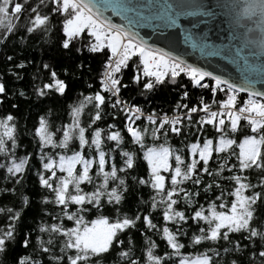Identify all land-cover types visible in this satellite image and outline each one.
Masks as SVG:
<instances>
[{"label": "snow or ice", "instance_id": "1", "mask_svg": "<svg viewBox=\"0 0 264 264\" xmlns=\"http://www.w3.org/2000/svg\"><path fill=\"white\" fill-rule=\"evenodd\" d=\"M22 17L25 23H16ZM54 17L60 18L64 49L80 40L91 53L106 50L107 59L98 88L93 91L89 84V94L68 106L67 122L62 119L59 126H54L48 116H40L33 124V140L39 149L36 176L40 188L49 194L42 203L55 209L51 210L53 223L39 227V232L50 239L42 241L38 237L36 255L19 256L14 264H106L114 253L116 264H219L218 248L225 254L233 250V245L239 250L232 239L234 234L259 247L260 264H264V210L257 221V205H264V91L256 88L258 83L264 84V0H0V43L21 27L22 37L47 34ZM111 17H119L121 23L113 22ZM220 17L225 18L232 43L217 48L209 41L207 29ZM145 28L152 29L166 46L157 47L146 40L139 31ZM181 42L201 55H219L237 64L239 82L166 50ZM12 59L7 57L8 61ZM130 62L136 72L132 83L139 86L143 81L144 93L165 83L166 78L176 83L183 76L193 87L209 89L213 97L219 93L225 98L206 103L201 97L189 107L184 103L188 98L185 91L172 115H145L141 107L121 99L122 89L128 85L120 74ZM43 68L49 69V65ZM66 89L57 73L49 71L47 82L34 86L33 91L37 98L64 97ZM6 93V86L0 82V96ZM240 93H246V98L240 100ZM214 104L217 110H212ZM89 108L85 125L81 117ZM106 112L113 123H106ZM117 114L121 117L120 130ZM15 119L12 114L0 117V169L4 170V180L13 184L12 189L6 187L4 191L22 185L37 155H17ZM240 121L246 122V131L237 145V154L230 151L236 143L230 137L241 131ZM97 122L106 123V127ZM208 126L213 129L210 134ZM193 131L197 133L192 137L195 142L187 143L186 151L174 149L167 142L169 136L188 137ZM124 132L132 144L139 146L147 165L146 177L131 176L134 184L151 192L149 200L142 201L148 206L146 213L138 210L128 214L122 210L129 191L127 178L137 168L135 152L123 150ZM149 134L154 146L146 148ZM161 135L163 142L156 143ZM116 153L119 163L114 160ZM254 172L261 177L257 184L249 179ZM82 185L91 186V190L86 191ZM201 195L207 198V208L197 207L196 198ZM226 197L231 198L230 205ZM21 203L26 205L28 198L21 196ZM181 204L186 207L180 209ZM5 211L7 224L0 227V256L8 251L9 244L18 243L17 227L23 209H0V213ZM86 215L95 218L88 220ZM189 220L196 225L195 230ZM138 222L144 232L161 237L165 243L163 255L157 253L158 245L149 237L141 257L134 258L133 241L129 239L125 245L120 237L132 229L139 230ZM189 231L192 235L187 247L207 245V251L195 256L182 253L186 245L180 237ZM30 236L25 235L23 247H28ZM57 247L58 255L54 251ZM38 255H47L48 260L42 261Z\"/></svg>", "mask_w": 264, "mask_h": 264}, {"label": "trees", "instance_id": "2", "mask_svg": "<svg viewBox=\"0 0 264 264\" xmlns=\"http://www.w3.org/2000/svg\"><path fill=\"white\" fill-rule=\"evenodd\" d=\"M33 2L35 3V0H33ZM59 20V17H54L51 20L52 30L47 34L37 32L31 36L22 37L21 33L23 29L21 27L18 28L16 33L10 36L5 43H0V82L4 83L7 89V93L0 96V117L12 114L16 118V135L19 144L17 150L18 156L33 152L37 153L36 157L33 158L32 167L27 173V178L23 180L22 185H16L14 191H4L6 187L12 189L13 184L10 181L4 180V170L0 169V209L6 207L23 209L22 219L17 227L18 243L14 245L9 244L8 251L0 256V260H3L4 264H14V260L19 256L28 255L30 253L36 255L35 250L38 245V237L42 241L50 239L47 234L39 232V227L42 224L53 223L51 220V210L55 209V206L42 203L43 198L49 194L44 189L40 188L36 176L39 149L33 140L31 131L33 124L40 116H48L54 126H59L62 119L67 122L68 106L76 102L82 95L89 94V84L93 85V91L98 88L100 73L107 59L106 50L100 53H91L86 47H82L80 40H76L68 49H64L61 46L62 32L60 31ZM16 23L23 25L25 20L22 17L21 20ZM0 39H3V37L0 36ZM77 48H81V50L77 51ZM8 56L13 57L12 61L7 60ZM17 64H23L24 67L17 68L15 66ZM44 64H48L49 69H44ZM49 71H55L58 78L66 83L67 89L64 97L51 95L47 98H37L34 94V86H39L42 81L47 82ZM120 75L122 82L128 85L127 89H122V100L141 107L144 113L147 114H171L177 100L180 99L182 93L185 91L188 93V98L184 103H187L189 107L193 104H197L201 97H203L206 103H212L213 99L219 101L225 98L223 94L219 93L213 97L209 89L193 87L191 82L183 76L178 77L176 83L168 82V78H166L165 83L157 86L151 92L144 93L142 92L143 81H141L139 86L132 83V77L136 75V72L131 62L127 68L122 70ZM181 85H183V87H181ZM21 92L24 93L23 96L20 95ZM13 104L16 105L15 108H13ZM90 111L91 109L89 108L82 114L81 119L85 125L89 121ZM112 111L116 113L115 109ZM117 116V130H120V128H122V124L120 123L121 117L119 114H117ZM105 121L106 123H113L111 116L108 115L107 112L105 113ZM97 123L101 127H106V123ZM245 123V121H240L241 131L230 137L236 141L230 151H235L237 154L239 152L237 145L243 139L242 133L246 131V129L243 128ZM139 124L140 122L138 121L137 125ZM212 131L213 129L211 126H208L209 134L212 133ZM123 135L125 136V143L122 146L123 150L135 152L137 156V168L134 171H130L127 178L129 191L125 196L122 210L128 214H133L138 210L142 213H146L148 206L142 203V201H148L151 192L143 186L134 184L131 180V176L141 175L146 177L147 165L143 160V153L139 146L131 143L130 137L127 136L126 132H124ZM195 135H197V133L193 131L188 134V137L169 136L167 142L174 149L186 151L185 145L195 142L192 139ZM208 138H212V136L209 135ZM163 140L164 137L161 135L160 140L156 143H162ZM150 146H154V142L149 134L145 139V147L147 148ZM114 160L117 163L120 162L118 153L114 154ZM0 162H2V158H0ZM210 165H212L213 168L215 167L212 161H210ZM165 175L167 176V174ZM224 175H227V172H225ZM260 178V175L255 172L249 176L253 184H257ZM205 179L210 178L205 177ZM82 187H84L86 191L91 190V186L82 185ZM188 187L191 188V185H188ZM225 190H228L226 184ZM216 194H219L218 190ZM21 196L28 198V203L26 205H22ZM196 199L198 201L197 207L203 205L207 208V198L205 196L201 195ZM225 199L230 205L231 198L226 197ZM216 203L218 204L219 202ZM179 207L180 209H184L186 206L181 204ZM224 210L226 211L227 209ZM262 210H264V205L258 203L257 221H259ZM55 211L58 213V209ZM104 214L109 215L107 212ZM112 215H114V213H112ZM156 215L157 214L154 213L153 217L155 218ZM85 218L91 220L95 218V216L86 215ZM6 224L7 212L5 211L4 213H0V227H5ZM188 224L195 230L196 225L192 224L191 220H189ZM68 226H71L70 222H68ZM160 226H163L162 218L160 219ZM137 228L139 230L132 229L121 234L120 237L125 242V245H127L129 239L133 241L134 258L141 257L144 252L145 240L149 237L158 245L156 249L157 253L163 255L165 243L162 241L161 237L154 233L144 232L139 222ZM28 233H31L30 243L28 247L25 248L22 246V241ZM191 235L192 231H189L187 235L180 237V242L186 245V247L181 250L182 253L184 255L191 253V255L195 256L198 252L207 251V245L197 246L195 249L187 247L188 237ZM232 239L239 244V250H235L233 245L230 246L233 250L225 254L222 248H218L217 250L220 252L219 264H233V261H235V264H260L258 253L261 249L259 247L252 246L248 241L240 240L238 234H234ZM257 243H259L258 240ZM54 251L57 255L59 254L58 247L55 248ZM37 258L42 261L48 260L47 255H38ZM215 258L214 256V259ZM116 259L117 257L114 253L112 257L106 261V264H116Z\"/></svg>", "mask_w": 264, "mask_h": 264}, {"label": "water", "instance_id": "3", "mask_svg": "<svg viewBox=\"0 0 264 264\" xmlns=\"http://www.w3.org/2000/svg\"><path fill=\"white\" fill-rule=\"evenodd\" d=\"M105 15H110V13H105ZM113 22L121 23L119 17H111ZM225 18L220 17L217 20L211 22L208 25V36L209 41L216 45L217 48L222 46H226L232 43L231 37L229 36V29L227 23L223 22ZM141 35H144L146 40H149L150 43H155L157 47H164L166 46V41L162 39H158L157 35H154L152 29L145 28L140 29ZM172 32H178V30H169ZM147 33V35H145ZM174 54L181 55L186 62L193 63L195 66L201 67L204 70L213 71L214 74L217 75H224L225 78L231 77L238 81V77L240 74V70L237 64L232 63L225 57L222 56H208V55H201V53L197 50L188 48L187 45L183 44L182 42L179 43L177 46L172 47L171 49ZM257 90L264 91V84L258 83L256 85Z\"/></svg>", "mask_w": 264, "mask_h": 264}, {"label": "built area", "instance_id": "4", "mask_svg": "<svg viewBox=\"0 0 264 264\" xmlns=\"http://www.w3.org/2000/svg\"><path fill=\"white\" fill-rule=\"evenodd\" d=\"M246 95H247L246 93H240V94H238V98L240 100H243L244 98H246ZM212 110H217V105H214ZM144 114L147 115V113H144ZM157 115H164V114H157ZM167 115H172V113L171 114H167Z\"/></svg>", "mask_w": 264, "mask_h": 264}]
</instances>
